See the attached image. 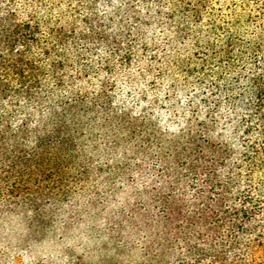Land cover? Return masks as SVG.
Segmentation results:
<instances>
[{
	"label": "trees",
	"instance_id": "trees-1",
	"mask_svg": "<svg viewBox=\"0 0 264 264\" xmlns=\"http://www.w3.org/2000/svg\"><path fill=\"white\" fill-rule=\"evenodd\" d=\"M38 4L0 0V163L62 161L83 119L114 104L148 101L162 127L160 102L181 134L164 159L191 199L160 201L152 264H264V0H70L57 18Z\"/></svg>",
	"mask_w": 264,
	"mask_h": 264
},
{
	"label": "rangeland",
	"instance_id": "rangeland-1",
	"mask_svg": "<svg viewBox=\"0 0 264 264\" xmlns=\"http://www.w3.org/2000/svg\"><path fill=\"white\" fill-rule=\"evenodd\" d=\"M36 1L41 14L54 18L72 12L70 0ZM115 91L134 105L133 92L119 86ZM157 105L162 127L153 126L148 101L142 113L114 104L83 119L62 161L22 173L0 163V264L47 263L69 255L89 264L153 263L164 243L160 201L173 195L186 209L191 199L181 170L164 159L181 137L177 127L166 128L174 112ZM170 245L168 253L186 255L180 243Z\"/></svg>",
	"mask_w": 264,
	"mask_h": 264
}]
</instances>
